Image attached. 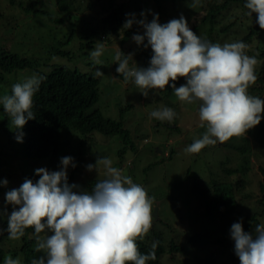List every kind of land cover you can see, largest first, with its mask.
Returning <instances> with one entry per match:
<instances>
[{
  "label": "clouds",
  "instance_id": "obj_1",
  "mask_svg": "<svg viewBox=\"0 0 264 264\" xmlns=\"http://www.w3.org/2000/svg\"><path fill=\"white\" fill-rule=\"evenodd\" d=\"M13 6L8 3V7ZM244 7L247 16L256 14L255 22L260 29H264V0H245ZM58 11L61 16L62 12L60 9ZM147 13L152 15L151 21L144 10L139 13L140 19L136 18L135 13H126L122 28L127 30L135 24L144 29L142 35L133 33L130 38L138 46L151 48L149 65L130 67L132 54L117 51L116 72L125 81L131 80L145 97L149 90H163L169 85L180 101L198 104L199 119L206 124V131L201 138L187 146L186 152L197 153L206 145H217V142L219 146L227 148L222 142L244 135L264 119V99L250 95L248 91L249 86L257 80V58L246 54L244 50L248 45L245 42H225L222 45L207 42L191 30L183 14L178 19L174 15L173 19L161 24L158 13L151 10H147ZM64 25L55 26L65 29L66 33L58 46H48L50 56L53 50H61L60 44L72 41L68 36L71 28ZM104 42H98L90 51V58L95 64L101 63L99 57L104 52ZM72 43L75 47V42ZM96 75L103 73L97 69ZM179 77L186 82L177 87L175 81ZM43 78L34 73L23 82L13 84L10 95L0 96V105L10 117L17 142H23V128L28 120L35 118L31 110L33 96ZM175 116V111L167 106L149 113L150 118L168 121L169 124ZM128 154L127 163H131ZM166 154L169 156V153ZM238 157L241 160L238 165L244 163L240 154ZM225 165L218 172L221 169L227 174L226 169L229 171L238 167L230 163ZM75 167L74 157L64 156L56 170L37 167L34 173L39 178L35 181L20 175L23 183L5 192V207L0 210V218H6L7 228L0 229V232L7 231L9 239L17 240L25 235L27 228L33 229L36 240L34 251L43 255L34 257L30 264H147L149 260H154L159 242L153 241L151 250L145 254L138 250L136 241L149 232L153 218L160 221L159 202L148 195L144 185L133 182L130 176L122 175L124 166H113L112 160L106 156H97L94 164L85 165L87 171L97 174L103 168V179L93 177L86 180L93 184L90 191L83 188L80 181L69 183L78 172V167L73 171ZM244 167L248 169L246 164ZM234 174L241 175L244 181L249 176L239 171L231 175ZM197 177L204 183H211V180H204L199 174ZM214 180L220 181L219 177ZM7 185L6 178L0 180V186ZM8 205L12 206L10 213L7 211ZM234 217L235 211H232L221 217L219 222H227ZM229 233L240 264H264V224H257L256 234L253 235L243 229L241 218L231 224ZM3 264L20 262L8 256Z\"/></svg>",
  "mask_w": 264,
  "mask_h": 264
},
{
  "label": "trees",
  "instance_id": "obj_2",
  "mask_svg": "<svg viewBox=\"0 0 264 264\" xmlns=\"http://www.w3.org/2000/svg\"><path fill=\"white\" fill-rule=\"evenodd\" d=\"M185 1L188 0H153L157 10L161 11L163 9L164 11L158 12L159 14L163 13L170 16L175 15V13L169 7L172 5L174 7V5L176 6V4ZM4 2L14 5L15 0H4ZM192 3L194 4H192L193 13L187 16L186 20L191 30L202 40L221 45L225 42L235 41H243L247 45L255 42L254 48L244 50L247 55L256 56L257 58L255 66L257 80L249 86L248 91L250 95L261 96L260 98L264 99V29H260L255 22L256 14H253L252 17L246 15L245 0H199L198 3L192 0ZM43 5L42 0H33L29 2V6L22 7L21 11L24 13H41L51 22L50 24H54L56 27L65 24L64 26L71 28L68 34L72 39L70 41L75 42L73 48L76 51L67 49L70 41L62 43L60 44L61 50L55 49L52 51L51 57L53 58L70 61L75 52L80 50L82 55L75 58L84 60L87 56L90 57V51L95 48L97 41L103 42L105 40L108 43L110 36H121L119 43L122 46L133 35L134 30L139 27L134 24L130 29L122 28V24L126 19L125 14L131 13L127 6V0H54L53 5L55 8L61 9L60 12L65 11L58 18L57 16L54 17L48 8H43ZM78 6L87 10L89 15L80 16L79 19H76L74 9ZM181 14L185 17L184 11ZM72 15H74V19H72ZM5 24L4 31H13L17 27V23L9 22ZM2 29L3 26H0V32ZM8 44L9 42L7 44L0 42V96L10 95L13 84L23 82L26 77L34 73L44 78L39 90L34 93L31 110L35 118L28 120L24 126L23 132L25 135L22 143L15 140V128L10 123V117L7 116L2 105H0V180L5 178L8 180L7 187L0 186V210L5 207V192L10 189L11 181L16 179L13 166L16 159L20 160V165L37 164V167H47V169L53 167L56 170L60 167L61 157L72 156L76 163L73 171H76L81 159L83 161L87 158L90 163L94 164L97 157L94 151L98 150L99 145L103 143L109 148L113 144L111 138L116 137L120 140L118 142L120 146L114 147L112 145V148H115L112 153L116 157L114 164L118 168L125 167L128 152L135 153L137 151L135 140L143 141L145 138L137 136L133 140L130 130L124 125L122 115L120 120H116L104 113L102 102L100 103L99 100L101 97L99 78L93 68L87 73L79 69V66L63 68L57 64H42V61L35 59L33 56L22 57L17 53H12L10 51L11 46ZM121 51L125 54L124 50ZM142 53L140 60L142 62L141 67H144L149 64L151 55L144 46H142ZM89 63H91V66H95L94 68H98V64L93 63L92 60L86 65ZM114 63L117 66L116 60ZM7 75H12L14 80L10 86L4 88L2 84H5L4 78ZM185 82L183 77H179L175 84L179 87ZM165 89L167 94L173 91L169 85H166ZM130 107L131 104L126 107V110H129ZM120 111L124 113V110ZM175 118L170 122L173 124L171 126L173 132L177 128ZM69 128L73 129L74 132L72 133L74 135L72 134L67 140H63V131ZM246 133L254 137L253 145L252 143L249 145L247 143L249 140L246 139V142L241 135L233 136L232 139L222 142L223 146L232 148L239 154L251 152L253 148L252 153L257 152V158L264 160V152L258 153L261 148L264 149V119ZM168 137L165 141L169 140ZM168 153L170 156L171 152ZM101 156L107 157L105 151ZM55 163H59V167L55 166ZM132 163H127L126 169L127 167L132 169ZM245 163L247 162H241L235 170L228 171L226 169L227 175L238 171L241 174L250 175L249 169L251 168H245ZM150 168L151 164H148L138 168V170H141L145 176ZM257 170L261 175L257 182L258 191L263 194L264 161L261 166L257 167ZM72 175L73 173L70 174V177ZM198 177L194 172L187 171L182 187L186 196L184 201L196 209V214L200 219H205L208 223L213 224L214 228L221 217L229 215L232 211H235V222L241 218L242 222L250 219L248 226L260 224L256 218L257 213L264 220V210L257 211L258 205L264 204V195L255 199L252 202L254 205H249V207L244 205V197H237L236 191L250 187L241 178L237 183L231 184V182L214 179H211V183H204ZM28 178L35 181L39 177L34 174ZM93 183H95V180ZM92 185L91 182L87 181L83 188L90 191ZM147 193L153 199L152 192ZM245 196L247 200H250L253 194ZM245 209H250L251 214L245 213ZM7 211L8 213L12 211L11 205L7 206ZM0 224V229H6V218H0ZM179 225L181 224L179 223ZM159 226L158 228L155 225L152 226L151 232L145 234L143 239H137L136 241L138 250L145 254L151 250V244L153 243L149 241L151 234L154 236L153 241L159 242L155 249L156 258L149 260L147 264H166V261H171V264H206L199 261V259L195 261L198 255L195 250L201 246L205 247L206 244H212L216 249L218 246L221 251L222 247L219 246H223L226 242L232 240L230 233L222 231L220 227L216 232L211 227L209 232H197L188 235L193 232L190 229L188 230L187 227L181 226L183 229L181 231L173 227V224L161 220ZM248 226H243V229L246 231ZM169 231H172V233L169 240H167V237H169L167 232ZM183 236L187 238V245L181 242ZM35 244L36 240L31 227L27 228L25 235L17 240L9 239L7 231L0 232V264H3L5 257L8 256L18 259L20 264H30L34 257L38 258L43 255L42 252L34 251Z\"/></svg>",
  "mask_w": 264,
  "mask_h": 264
},
{
  "label": "rangeland",
  "instance_id": "obj_3",
  "mask_svg": "<svg viewBox=\"0 0 264 264\" xmlns=\"http://www.w3.org/2000/svg\"><path fill=\"white\" fill-rule=\"evenodd\" d=\"M33 0H15L13 7H8V3L4 0H0V26H3L2 31L0 32V42L2 44L10 45L12 53H17L22 57H34L37 60L42 61L41 63H47L48 65L57 64L63 68H73L79 66L84 72L89 73L91 68L96 72L99 69L103 75H98L99 78V87L101 97L99 98L100 103L102 102V108L105 111V114L110 115L116 120H120L122 115L124 125L128 127L130 133L135 140L137 136H143L146 141L135 140L136 148L139 151L135 153L129 152L128 158H131L133 170L129 167L122 168V175L130 176L133 179V182L144 185L143 187L147 192H152V197L159 203V219L167 223L173 224V227L183 230L182 227H187L188 230L193 232H209L213 224L206 222V220L198 219L195 208L188 204L184 200L186 199L185 193L183 191L182 182L184 180L185 174L187 171L194 172L199 174L204 180H211L212 178L216 179L219 177V180L222 182H231L235 184L241 178V175H227L223 173V170L220 169V174L218 172L219 168H224L226 163H230L232 166L238 165L241 161L238 157V153L232 150V148H223L217 145L211 144L206 145L197 153H188L185 151L187 146H189L194 140L202 137L206 131V124L201 122L198 115V104L192 103L187 104L180 101L174 94V91L167 94L166 86L163 90L153 89L149 90L147 97L143 96L140 93V89L133 83L131 80L125 81L120 74L116 72L115 54L117 51L124 50L125 54H132L133 60L129 61V66H138L141 67V56L142 46H138L132 38L123 44L122 46L119 43L120 36H112L108 43H103L104 52L99 57L101 63L98 64V68L91 66V63L86 65V63L91 62L90 57L86 59H77L82 55L81 51L78 50L75 52L74 57L68 61L60 58H53L50 56V49L48 46H58L59 41L63 39L64 34L66 33L65 29H58L55 26L51 25L46 17L41 13H24L21 12L22 7H25L29 2ZM43 8H48L54 17H60L59 11L53 5V0H43ZM192 0L181 2L176 4V6H171L173 13H175L176 18H179L181 12L184 11L185 18L192 15L193 5ZM127 6L131 13L136 14V18L140 19L139 13L144 10L147 14V19L151 21L152 15L147 13V10L151 12L158 13L164 12L157 10V7L153 0H127ZM41 7V6H40ZM61 10V9H60ZM64 13L65 11H61ZM76 19L78 17L87 16L88 11L78 6L74 9ZM73 12V13H74ZM159 14V13H158ZM173 16L160 13L159 22L161 24L167 23ZM74 19V15H72ZM17 23L16 29L13 31L6 30L4 31L5 23ZM144 29L139 26L135 29L134 34H143ZM240 36H242L240 34ZM146 41V40H145ZM99 41H97L98 43ZM145 43V42H144ZM74 44L70 42L67 46V49L75 50ZM255 47V42L248 45L247 49H252ZM246 49V51H247ZM69 50V51H70ZM150 55H152V50L150 47L147 48ZM76 51V50H75ZM79 53V55H77ZM149 65V64H148ZM148 65L144 66L147 67ZM47 72V70H45ZM116 75H115V73ZM5 84L2 86H10L13 82V76L7 75L4 78ZM261 97V96H260ZM131 104L129 110H126V107ZM171 107L175 113V124L176 129L174 132L171 127L173 124L168 121H159L155 118H150L149 113L152 110L159 109L162 107ZM197 106V107H196ZM120 110H124L122 113ZM264 116V113H262ZM62 139L67 140L74 132L73 129H65L63 131ZM74 135V134H73ZM169 136V137H168ZM243 138L249 140L247 142L249 145H253V136L245 133L242 135ZM168 137L169 140L165 141ZM229 139H232L229 138ZM173 140V141H172ZM113 141V146H120V140L116 137L111 138ZM112 145L108 148L105 143L99 145L98 150L94 151L97 156L104 154V151L108 158L113 162L116 160L115 155L112 152L115 149L112 148ZM158 145V147H157ZM155 147V148H154ZM157 147V148H156ZM253 149V148H252ZM246 152L240 154V158L247 162L246 167L251 173L249 176H246L245 183L250 185L249 188H242L238 191L237 197H244V205L249 207V205H254L252 202L260 198L264 193L258 191L257 182L261 177L257 167L263 164L262 159L257 158V152ZM166 150V151H165ZM103 151V152H102ZM171 152L170 156L166 153ZM264 149L261 148L258 153H263ZM115 159V160H114ZM225 159V161H224ZM130 160V159H129ZM224 161V162H223ZM90 163L89 159H81L78 165V172L70 179V184L80 181V185L87 183L86 180H91L93 177L97 179H103V168L99 169L98 174L93 171L89 172L86 170L85 165ZM36 164V163H35ZM138 164V165H137ZM151 164L150 170L144 176L143 172L138 170L143 166ZM230 165V166H231ZM16 179L11 181L10 189L19 187L23 182L21 181L20 175L28 178L30 175H34V170L37 167L36 165H20V160L16 159L13 163ZM55 166L59 167V163H55ZM116 167V166H115ZM72 167H69L71 169ZM52 170L53 169L52 167ZM132 172L130 173V171ZM18 178V180H17ZM9 189V190H10ZM247 194H253L250 200L246 199ZM245 213L251 214L250 209H245ZM264 210V204L258 205L257 211ZM153 214V213H152ZM259 216V213H257ZM257 220L260 224H264V220L261 216L257 217ZM264 217V216H263ZM235 222V219H228L227 222H219L215 225V232L219 229L229 233V229L232 223ZM153 223L155 227L158 228L159 221L153 218ZM152 223V226H153ZM179 223L181 225H179ZM250 224V219L244 220L242 222L243 226H248ZM256 226H248V232H252L255 235ZM160 228V226H159ZM164 230L166 228H163ZM152 231V228L149 232ZM153 233V232H152ZM169 240L170 238V231ZM193 234L189 233L188 235ZM187 235V237H188ZM154 236L151 234L149 241L153 242ZM181 242L184 245H187V238L183 236ZM232 240L226 242L225 245L219 246L222 247L221 251L214 248L212 244H207L205 247H200L195 250L197 253V261L204 262L206 264H240L238 257L234 254ZM214 249V250H213ZM213 250V251H212ZM215 252V254H214ZM220 253V254H219ZM166 264H171V261ZM190 264V263H189Z\"/></svg>",
  "mask_w": 264,
  "mask_h": 264
},
{
  "label": "water",
  "instance_id": "obj_4",
  "mask_svg": "<svg viewBox=\"0 0 264 264\" xmlns=\"http://www.w3.org/2000/svg\"><path fill=\"white\" fill-rule=\"evenodd\" d=\"M155 212H156V210H155ZM155 212H154V215H155Z\"/></svg>",
  "mask_w": 264,
  "mask_h": 264
}]
</instances>
